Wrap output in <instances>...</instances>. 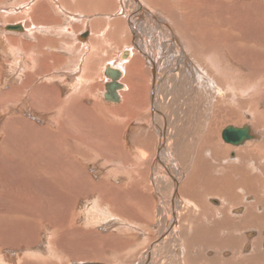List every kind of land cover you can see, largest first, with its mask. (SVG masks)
I'll return each mask as SVG.
<instances>
[{"label":"bare ground","instance_id":"6f19581e","mask_svg":"<svg viewBox=\"0 0 264 264\" xmlns=\"http://www.w3.org/2000/svg\"><path fill=\"white\" fill-rule=\"evenodd\" d=\"M42 1L43 0L35 1L39 4L40 8L36 12H34L36 10H34V6L37 5H33L31 9L28 8L29 11H27V9L18 14V16H23L24 14L26 20L24 19L25 17L17 16L14 18L16 21L23 22L18 23V25H11V23H17L16 21L9 22L10 25L8 26H19L21 29L20 31L12 30L13 33L7 32L11 34L9 35L12 37L11 39L8 38L9 36L4 32V25H0V51L4 56L11 58L10 62L6 63V65L12 70L13 75H16V78L6 79L8 85L10 84L8 89H0V115H6L7 117L4 118L5 123L12 122L13 126V128L9 127L11 130H9L8 133L5 131L3 132L6 125L0 127V132L2 131L5 133L0 143V166H2L1 164L4 162V171L3 173L0 172V224L4 225L6 223L4 221L6 220L14 221L19 219L20 221H28V218H30V220L35 219L37 220L35 222L39 223L42 218H40V216H43L42 214L40 215L41 210H43L46 204L50 203V201H46L49 197L52 198L50 205L59 204L58 206H61L64 200H67L68 203L75 204L81 199L95 196V192H97L96 189L98 188L99 191L101 187L105 189V193L102 191L100 192L105 194L106 202L113 203V196H117L118 194H113L112 196L111 193L113 191L119 192L117 190H120L121 192L123 190L122 187L125 179L121 173L126 169L124 166L131 161L132 164L130 167L132 166L134 168L136 165L142 167L141 164H144L145 161L143 162V160L146 156V152L141 150L139 151L138 159L136 158L135 160L132 158L130 153L135 150L131 146L132 143L130 144L131 139L127 138V142L125 143L124 134L119 135V131L122 129L124 130L125 122H123V120L125 119H123L122 116L128 115L131 119L133 118L134 121H137L138 118H140V111L142 110L143 112L144 108H146L145 103L147 102L146 121L148 124L150 123V125L152 123V128H155L159 135V137L157 135L155 145H153L154 147H151L150 152L152 156L151 160H149V165L158 173L157 176H155L156 173L154 172L153 176L155 179L159 176L162 183H164V181L166 182V180L169 181L164 183V186L162 185L163 187L159 189L163 195L169 193V197L167 201V210L160 207L161 210L166 212H164L165 216L161 210H159V219H162L161 222H159L163 224L159 229L160 236L158 240L152 243V250L144 252L143 262L138 264H152L151 260L154 258V255L158 256V254H160L157 249H161L162 253H167L171 248V241H175L176 244L178 243L177 245L184 243V235L182 237L183 239H180V235L183 233L182 225L189 223L192 217L201 218L198 214L201 206L204 205L202 203L204 201V196L208 192L221 201V205L219 204V206L212 207L211 209V211L215 213V219H220L219 215H221L222 218L228 215L229 209L227 211V207H224L228 204L230 195L235 196V201L229 202L231 203L229 207L235 204L237 206L243 205L244 210L239 216L233 215V223L236 222V228L234 229L240 228V231H242L251 228L253 230H258V234L254 237L251 231L248 232L245 236L248 239L251 237L254 238L251 240L250 244H247V241H245L246 237H242L241 234L224 233L220 238L227 239L231 238V236L233 238L230 242L227 241L229 246L226 245L221 249L224 253H228L226 249H230L231 254H227L225 258L222 254L217 252L211 258L207 259L204 257L205 259H200L203 261L202 264H252L254 262H263L264 264V179L261 182L263 186L260 187H262L263 190L261 189L262 192L260 195V192L254 190L255 179H258L259 175H255L252 170V168H255L254 164L258 162L259 153H264V109L261 113L257 112L258 107L260 105L263 106L264 102L262 104L260 103L261 101L253 102L254 106L250 109L251 111H246L244 113L248 117L257 112L256 115L262 118L255 128L250 124L244 123L240 126H232L233 128H242L244 125L247 126L250 136L249 139L244 140L241 144L236 146L224 142L235 148L234 151L232 150L234 154H230V148H224V150L220 149L221 144L219 145L218 139L220 131H218V129L213 131L212 129V132H210L211 130L208 129V126L205 130L203 129L204 131H194L195 134L192 136L190 135L191 140H188L189 142H185L184 140L183 142L180 139L183 133L188 130V125L190 126V123L184 122L181 116L183 115V117H186V115L189 114L187 117L189 118L190 115H193L195 121L196 119L200 121L199 116L204 112L205 107L201 110L200 104L203 106L205 103L202 99L200 100L198 98L200 95H197L202 88L201 86H203L204 89H211L216 97H219V101L225 91V88H220V92L219 83L225 82L227 89H230V86L231 89H239V84L243 82H236L238 78H235V81L232 75L227 74L226 69L223 67L220 58L222 57L224 48L230 51L233 63L239 65L243 63L244 68L248 71H253V64L256 62L250 54L254 51L264 53V40L260 39L264 37V20L260 19L261 16L264 18V5H260L258 11H256L259 4H254L251 1L239 4L241 5L240 10H236L235 4L238 0H211L210 2L209 0H164L169 10L164 9L165 11H162V9H160L162 7H159V11H157L147 3L148 1L128 0L127 2L132 3L131 8L133 12L130 15L127 14L125 18L126 28H124L125 25L122 24V31H126L128 35V47H124L120 50L113 56L114 58H108L107 61L104 60L103 65L99 69V72H101L103 76L107 66L120 72L118 83L122 85V89L117 92L119 101L110 103L104 99L105 84L110 81L105 76L104 80H99L102 81V84L100 83L101 91L99 90L100 93L97 94V98L94 94L95 96L91 101L85 100L92 95L91 87L88 86V83H91V80L97 75V73L94 75L95 67L92 68V58H95L96 53L105 52V46H109L108 43L110 42L106 43L104 38L107 34L105 27L102 31L99 30L101 31V33L98 32L99 34H95L94 30L101 19L99 13L107 8L108 0H84L87 5V14H80L82 17H76L74 15L71 17L73 21L77 19L81 20L80 23H82L81 25L84 27L83 30L87 32L85 36H82L85 40H80L79 32L74 35L70 27H68L70 30L64 26L61 28L57 27L56 25L58 24L56 22L58 21L56 17L54 18L48 14L49 9L46 12L42 8V5L47 8L46 6L49 3L52 10L56 14H59L57 12L62 10L61 8L62 5H65V0H44L47 5L41 3ZM66 1L74 3L80 0ZM211 2H213L214 5H211ZM20 6L21 9H23L24 6L28 7L26 3ZM226 6L231 9L229 8L230 10L223 14L222 11L227 9ZM183 7H186L188 11L187 17L189 19L193 18L194 22L188 27H186L187 23H181V30L178 29L177 25L174 23L173 15L176 14L177 11L182 12L181 10ZM52 10L49 11V13L52 12ZM241 10L243 11L242 15L240 14ZM119 12L121 13L122 10L119 9ZM14 13L17 14V11H14ZM109 16L110 17L105 18L106 21H112V19H110V14ZM94 18H97V20ZM41 21L44 23L42 24ZM179 21L176 20V22ZM114 22L112 26L114 27L115 25L116 27L117 23L114 24ZM189 27H191L192 30H189ZM51 32L65 36L66 38L68 37V39L63 37L62 40H60L59 47L60 50L64 48L62 51H67L71 56L70 58L67 57V59L62 57V55H55L50 59L49 56H45L42 50L46 43L44 44L41 34H49ZM112 33H114V31ZM160 34H162L164 38L161 40L163 45L159 50L160 54L157 55L154 53L155 51L153 49L154 46H159L161 42L155 45L152 39H156V35ZM6 35L8 37H6ZM48 40L50 39L47 38L46 42ZM197 40H199L201 46L204 45L210 49L209 54L200 55L196 54L195 50H191L193 47L190 48V43H194ZM76 49L82 52L78 54ZM161 51L163 52L162 54ZM170 51L174 53L172 54ZM245 53H248V55L243 56ZM43 56L46 57V59L41 61ZM252 61L254 62L252 63ZM41 62V68H38L37 66ZM50 63L52 65H50ZM20 64L25 67L24 70L21 69L23 71L17 70ZM36 68L37 70H35ZM144 73L147 75L146 82H148L147 98H145L144 92L142 93L140 85L142 84ZM66 78L70 79L71 83L68 84V81H66L64 85H62L67 89L63 97L58 93L59 86L56 87L53 83L59 81L62 83ZM45 79L48 81H45ZM83 80L84 85L82 86L81 82ZM86 82L87 85L85 84ZM256 83L258 84V86H256L257 94L260 95V93H264V77L258 80V78L256 79L252 74L248 76L246 85L242 83L240 89H243V92L251 90ZM180 84H184L188 87L192 97V99H190L194 107L196 106L190 113L188 111L186 112V110L180 106L182 103L185 105L184 97H186L185 92L181 93V91H177L176 93V89H179L177 87L180 86ZM85 85L87 89H90V94L86 95L85 101L82 102L84 107L91 113L97 110L101 112V116H103L104 119L108 118V121L111 122L110 128L115 129V134L109 133V130L105 134H98L97 126L100 125L97 124L95 126L92 124L98 121L95 122L94 120V122H90L92 119H88V121L84 120L82 124H80L81 121H76L74 115H76L77 106H80L76 104L75 97L79 93L78 91V93H76V90L84 89L83 87H85ZM193 87L197 88V92L199 90L197 94ZM54 92L56 93L53 94ZM142 98H144L143 106L140 103ZM86 103L88 104L87 106ZM79 112L81 114V111ZM169 113H172L174 117L171 118ZM224 113L226 112L222 109L219 119L225 118L226 115L227 117L232 115V112L226 113L225 115ZM140 119L142 120V118ZM178 120L185 126L184 128L180 126L181 124H178ZM143 122L145 121L138 122V126H136L142 128L143 126L141 125ZM211 124H213L212 121ZM198 125L197 123V127ZM110 128L108 127V129ZM179 128L180 131H178ZM225 128H223L222 131ZM257 128L262 132L255 133L256 131L254 132V130ZM9 139L11 140L9 141ZM134 139L135 143L139 144V146L145 145L144 141L140 138L135 136ZM14 140H18L21 147L17 148L12 146V143L15 144ZM175 143L178 146V151L173 150V144ZM127 145L130 149L125 151L124 149ZM165 152H169L171 156ZM164 153L167 155V158L171 160L169 161L172 164L171 166L166 163L167 159ZM220 153L222 154L219 156ZM30 155L32 157H39V160H33L34 158L29 157ZM42 156H44V158ZM251 159L254 160V164L250 163ZM31 160L34 161V163L31 162ZM214 167H219L220 169L219 174L216 176L211 172ZM90 168L91 170L89 173ZM11 169L17 172V180L15 177L6 175L10 174L9 170ZM229 173L230 175L234 174L236 179H232L233 177L229 179ZM175 174L178 175V178L174 176ZM110 180L114 181L116 184H113ZM74 185H76V187ZM150 188L151 186L149 189ZM42 194L44 197H39V195L43 196ZM162 194H160V198L164 197ZM248 195H252L253 197L251 201L249 200V202L246 203L245 200H248ZM134 200L140 202V198L137 194ZM180 201L185 211L182 210L184 213L179 217L177 205ZM234 212H236V209ZM203 217L204 215H202V218ZM202 218L201 220H203ZM180 223H182L181 226ZM207 224L205 226H207ZM59 225H61V223ZM135 228L137 227H134V229ZM185 229L187 230L186 226ZM109 237L110 236L106 238ZM31 243L33 244V242ZM191 245L188 247H191ZM248 245L251 246L250 249ZM204 248L207 247L204 246ZM211 249L214 250L215 248ZM192 254L187 255L186 260L184 258L185 262L180 257V264H197L198 259L192 258ZM82 264L108 263L85 262Z\"/></svg>","mask_w":264,"mask_h":264},{"label":"rangeland","instance_id":"374dc122","mask_svg":"<svg viewBox=\"0 0 264 264\" xmlns=\"http://www.w3.org/2000/svg\"><path fill=\"white\" fill-rule=\"evenodd\" d=\"M35 1L36 0H0V25H2V26L4 25L5 27H7L8 25H10L9 22L16 21L14 18H16L18 16V14H20L24 10H27L28 8L31 9V7L33 5H37V6H34L35 7L34 10L36 9L34 12H36L40 8H39V4L36 3ZM127 1L128 0H123V1L122 0H108L107 8H105L103 10L101 9L102 11H101V13H99L101 19H100V22L97 23V27H95L96 29H94V30H95V34L96 33L99 34V33H101L102 29L105 27L107 34H106V37H104V38L106 40V43L110 41L108 43L109 46H105V52L96 53L95 58H92V68L95 67L94 68V70H95L94 75H96V73H97V75H96V77H94V79L91 80V83H88V86L91 87V91H92L91 94L93 96L90 95V98L87 97V99H85L86 98L85 96L90 94V91H89L90 89L89 88L87 89V87H86L87 82L85 83L86 88L83 87L84 89H79L81 92L79 90H76V93L79 92L75 97L76 98V104L80 105V106H77L78 108H76V109L81 111V114L79 111L76 110V115H74L76 117L75 119H76V121H81L80 124H82L84 122V120L88 121V119H92V121L90 120V122H94V120H95V122L98 121L95 124L92 123L95 126L97 124H99L101 126V127L97 126L98 134H102V133L105 134L108 130H109V133L115 134V129L110 128L111 122L108 121V118L104 119V117L101 116V112L96 110V111H93L91 113L86 107H84V104L82 102L85 100L91 101V99L95 95L97 98V94L100 93V91H101L100 86L102 84V81H99V80L105 79L104 76L102 75V73L99 72V69L103 65V61L104 60L107 61L108 58H114L113 56H115L120 50H122L124 47H128V43H127V42H129V39L127 38L128 35L126 34L127 33L126 31H122V24L123 25L126 24L125 18L127 17V14L130 15L133 11L131 8L132 3H129ZM145 1H148L147 3L151 7L155 8L157 11H159V7H162V8H160V9H162V11L169 10L168 7H166V3L164 0H145ZM210 1L211 0H209V2ZM247 1H251L254 4H259L256 8V11H258V8L260 5H264V0H238V1H236L235 9L240 10L241 5H239V4L247 2ZM64 2H65L64 3L65 5H62V8H61L63 11L60 10L59 12H57L59 14H56L52 10V7H50V4L48 2H47L48 5L46 4V2L44 0L41 2L44 5L46 4L47 8H45L42 4L41 5H42V8L46 12L49 9L48 10L49 15L53 16L54 18L56 17V19L58 21V22H56L58 24V25H56L57 27H59V28H61L63 26L67 27V28L70 27L71 32L74 35H76L79 32L80 40H85V38L82 36H85L87 32H85L86 30L85 31L83 30L84 27H83V25H81L82 23H80L81 20L77 19V20L73 21L71 19V17L73 15L76 17L77 16L82 17L80 14L86 15L87 14L86 2H84V0H80L78 2L76 1L74 3L72 2L73 4L70 1H66V0ZM25 3L28 5V7L24 6L23 9H21L20 5H23ZM210 4L214 5L213 2H211ZM163 6H164V8H163ZM226 7H227V9L222 11L223 14L228 12L231 9L228 6H226ZM50 8H51L52 12L49 13V11H51ZM119 9L122 10L121 13L119 12ZM14 11H17V14L14 13ZM27 11H29V9ZM181 11L182 12L177 11V13H176L177 15L176 14L173 15L174 23L177 25L178 29L182 28V26H181L182 24L187 23L189 25L186 24V27H188L191 25L192 22H194L193 18L189 19L187 17L188 11H187L186 7H183ZM115 12H117V13H115ZM166 12H168V11H166ZM122 13H124V14H122ZM242 13H243V11L241 10L240 14L242 15ZM109 14L111 15L110 19H112V21L111 20H109V21L105 20L106 17H110ZM67 15H68V17H67ZM112 16H113V18H112ZM18 17H25L24 19L26 20V16L24 14H23V16L21 15ZM94 19L97 20V18H94ZM113 19L115 22L113 21ZM178 19L181 21H179ZM260 19L264 20V18L262 16L260 17ZM176 20L179 22H176ZM257 20H258V18H257ZM16 22L17 23H15V22L11 23V25H18V23H21L23 21H16ZM113 22H114V24L117 23L116 27L118 29L115 27V25H114V27L112 26ZM43 23L44 22H42V24ZM119 24H121V25H119ZM263 24H264V22H263ZM49 25H52V24H49ZM98 25H99V27H98ZM100 25H101V27H100ZM112 27H113V29H112ZM124 28H126V25L124 26ZM110 29L113 30L114 33H112L113 31H111ZM188 29L192 30L191 27H189ZM99 30H101V31H99ZM50 31H52V30H50ZM4 32L7 33V32H12V31L5 30V28H4ZM15 34H16V32H15ZM7 35L9 36L11 34L7 33ZM7 35H6V37H8ZM156 36H157V38L152 39V41L154 42L155 45H158V42H161L159 45L160 47L154 46V49H153L155 51L154 53H156L158 55V54H160L159 50H160L161 46L163 45L161 40L164 38V36L162 34L156 35ZM63 37L66 38L65 36L57 35L53 32H51L49 34H47V33L41 34V38H42L44 44L46 43L45 47L42 50L43 53L45 54V56H49L50 59H52L55 55H60V56L62 55V57H64V58H67V57L70 58L71 57L67 51L66 52L62 51V49L64 50V48H62L60 50L59 44L61 42L60 40H62ZM8 38L11 39L12 37L9 36ZM47 38H49L50 40H48L46 42ZM66 39H68V37ZM260 39L264 40V37H262ZM190 45H191L190 48L193 47V48H191V50L192 49L195 50L196 54H200V55L209 54L210 49L204 45L201 46V44H199V40H197L194 43H190ZM76 52L79 54L82 51L76 49ZM162 53L163 52L161 51V54ZM170 53L173 54L174 52L170 51ZM245 55H248V53L247 54L245 53L243 56H245ZM251 55L255 59V62H256L253 64L254 68H253L252 72L248 71L246 68H244L243 63H242V65L233 63L230 51L226 48H224V51L222 52V57L220 58V60H222L221 61L222 65L226 69L227 74L232 75V77L234 79L238 78L239 81H238V79H237V81L235 79L236 82L240 83L243 81L242 82L243 85L244 84L246 85V82H248V76H250L251 74L256 79L258 78V80L259 79L261 80V78L264 77V67H263L264 66V53H261L260 51H256V52L254 51L253 53L250 54V56ZM10 59H11L10 57L4 56L3 53L0 51V85H1L0 89H2V90H6L10 87V84L8 85V81H7L8 78H16V75L14 76L12 73V70H10L8 68V66L6 65V63L10 62ZM45 59H46V57L43 56V58H41V61H44ZM253 62L254 61H252V63ZM41 65H42V62L37 67L41 68ZM50 65H52V64L50 63ZM239 66H240V68H239ZM21 69L24 70L25 67L20 64V66H18L17 70L20 71ZM23 70H21V71H23ZM35 70H37V68ZM146 78H147V75L144 73L142 84H140L142 93L144 92V94H145V98H147V93H148V89H147V87H148L147 83L148 82H146L147 81ZM216 80L221 81L219 79H216ZM45 81H48V80L45 79ZM66 81H68L67 82L68 84L71 83V80L68 78L64 79L62 81V83L60 81L53 83L54 86H56V87L59 86L58 87V93H60L63 97H64L67 89L65 87H63L62 85H64V83ZM83 82H84V80L81 82L82 86L84 85ZM242 83L239 84L240 85L239 89L242 87ZM146 84H147V86H146ZM256 86H258L257 83L253 86V89L246 90L245 92H243V89H240V90L234 89V88L231 89V86H230L231 90L229 88L227 89L225 82H221V83H219V90L221 92V89L225 88V91L222 94V98H220L219 101H218L219 97H216L215 93H213V91H211V89H209V88L204 89V87L201 86L202 88L200 89V92L198 90V92H199L198 93L197 88L193 87L196 94L198 93L197 95H200L198 98L200 100L202 99V101L207 105L203 104V106H202V104H200L201 110H202V108L205 107L203 114H200L201 116H199L200 121H198V119H196V121H195V117H193V115H190L189 118H187L189 114L186 115V117H183V115L181 116V118H183L184 122H187L188 124L190 123V126L188 125V127H189L188 130L185 129L186 133L184 132L182 137L180 138L181 141L184 140L185 142H189L191 140L190 135L192 136L195 134L194 131L197 132V130L198 131H201L203 129L205 130L206 127L208 126L209 127L208 129L211 130L210 132H212V129H213V131L215 129H218V131H220L219 136H218L219 145L221 144L220 149L224 150V148H230V154H234L233 151L235 150V148L225 144L221 140L222 139L221 138V131L223 128H225L228 125L240 126L243 123L244 124H250L252 127L255 128L256 125L259 123V121L262 120V118L256 114H257V112L261 113L263 111L264 105L263 106L260 105L258 107V111L255 114H251L252 116L247 117L244 114L246 111H251L250 109L252 108V106H254L253 102H260L261 101L260 102L261 104L264 102V93H260V95L257 94L258 92L256 91V89H257ZM3 87H5V88H3ZM177 88H179V89H176V93H177V91H181V93H183V92L186 93V97H184L185 105H184V103H182L180 106L182 108H184L186 110V112L188 111L190 113L192 111V109H195L196 106L194 107V105L191 101L192 97H191V94L189 93L188 87H186L184 84H180V86H178ZM59 89H60V91H59ZM226 89H227V91H226ZM55 93L56 92H54L53 94H55ZM80 94H82V95H80ZM141 100L142 101L140 103L143 106L144 105V102H143L144 98H142ZM221 100H223V101H221ZM238 102H239V104H238ZM87 105L88 104L86 103V106ZM145 105L147 108V102L145 103ZM146 108H144L143 112H142V110L140 111V118H142V120L140 118H138L137 121H134V119L133 118L131 119V117L128 115L122 116V118L125 119V120H123V122H125L124 123V130L123 129H122L123 131L121 130L122 133H121V131H119V133H120L119 135L124 134L125 143L127 142L126 141L127 138L131 139L130 144L132 143L131 146L135 150L134 152L130 153L132 155V158H134L135 160H136V158L138 159L139 151H141V150H144V152H146L145 153L146 156L143 160V162L145 161L144 164H141L142 167H140L138 165H136L134 168L132 166L130 167V165L132 164L131 161L130 162L128 161L129 163H127L124 166L126 169L124 172L122 171V173H121V175L124 176L123 178L125 179L124 183H123V187H122L123 190L121 192H120V190H117L119 192L113 191L111 193L112 196H113V194L119 195V196L118 195L113 196L114 202L113 203L106 202L105 194L102 193V192L105 193V189L101 187V188H99V191H98V188L96 189L97 192H95V194H96L95 196L87 197L84 199L80 198L81 200H79L75 204L74 203H72V204L68 203L67 200H64L62 202L63 205H61L63 208L61 206H58L59 204H51L50 205L52 198L49 197V199H47L46 201H50V203L45 205L47 208L44 206L43 210H41L40 215L42 214L43 216H40V218L41 217L42 218L40 219L39 223L35 222V221H37L35 219L30 220V218L27 219L28 221H20L19 219L14 220V221L13 220L4 221V222H6L4 224L5 226L0 224V264H82L85 262H91V263L98 262V263H108V264H138V263L143 262L142 260L144 257V252L147 250H152V247H151L152 243L154 241L158 240V238L160 236L159 229L163 224L160 223L162 219L161 220L159 219V210H161L162 207H163L162 209L167 210V205H168L167 201H168V197H169L168 196L169 193L163 195L159 191V189L164 186V183L169 182V181L166 180V182L164 181V183H162L159 179V176L156 177V179H155L153 176L154 172L156 173L155 176H157L158 173L155 170H153V167L151 165H149V163H150L149 160H151V156H152V153L150 152L151 147H154L153 145H155V142H156L155 140H156L158 134H157V130L155 128H152V126H153L152 123L150 125V123L148 124V122L146 121L147 120L146 119V116H147V114H146L147 109ZM246 108H247V110H246ZM222 109L225 110L226 113L232 112L231 113L232 115L228 116V117L226 115L225 118L219 119L220 111ZM185 110H184V112H185ZM169 112H170V110H169ZM226 113H224V115ZM263 113H264V111H263ZM169 114H170L171 118L174 117L172 115V113H169ZM0 116H1L0 122H2L5 117H7L6 115H0ZM204 116H205V118H204ZM207 116H208V118H207ZM176 117H178V116H176ZM212 118H213V120H212ZM215 120H216V122H215ZM142 121H145L147 123L143 122V124L141 125L144 128L143 127L138 128L137 127L138 122H142ZM179 121L180 120H178V124H181ZM211 121L213 124H211ZM197 123L199 124L198 125L199 128L197 127ZM0 124H1L0 127L5 126V125L7 126V128L5 126L3 132L5 131L8 133L9 130H11L9 127L13 128L12 122L5 123V120H4ZM205 124H206V126H205ZM128 125H130V126H128ZM180 126L182 127L183 124H181ZM108 127L110 129H108ZM184 127L185 126H183V128ZM139 129H141V130H139ZM189 130H191V131L193 130V131L191 132ZM178 131H180V128ZM3 132L2 131L0 132V143L2 142L4 134H5ZM254 132L258 133V132H262V131L258 130V128H257L254 130ZM137 135H141V136H137ZM135 136L140 138L142 141H144L145 145L139 146V144H136L135 139H134ZM158 137H159V135H158ZM10 140L11 139H9V141ZM12 142H13V139H12ZM11 145L15 146L17 148L21 147V144L18 142V140L15 141V144L12 143ZM177 148H178L177 144L176 143L173 144V150L178 151L179 149H177ZM129 149H130V147L128 148V145H127V146H125L124 150L127 151ZM170 151H171V149H170ZM169 152H165V153H168V155H170ZM221 154L222 153H220L219 156ZM224 155L226 156L225 153H224ZM29 157L34 158L33 160H35V161L39 160V157H36V156L32 157L30 155ZM42 157L44 158V156H42ZM173 157H174V153H173ZM258 158H257L258 162L256 164H254L253 159L250 160V163L254 164V166H255V168H252L254 174L259 175L258 179H255V183L253 182L254 187H255L254 190L257 192H260V195H261L263 188L260 186H263V185H261V182L264 179V177H263L264 176V174H263V172H264V153H262V152L259 153ZM166 159L168 160V161L166 160V163L171 166L172 164H171V162H169L171 160H169V158H167V155H166ZM31 162L34 163V161H32V160H31ZM1 165L2 166H0V172L3 173L4 162ZM150 167H151V169H150ZM90 170H91V168L89 169V173H90ZM9 171H10V174H6V175H10L12 177H15L17 180L18 179V176L16 175L17 172H14L12 169ZM211 172H213L212 174L213 175L215 174V176H216L219 174L220 169H219V167H214L211 170ZM228 175H229L228 176L229 179L232 177H233L232 179H236L234 174H231L232 175L231 176L229 173ZM145 176L147 179L145 178ZM163 176L165 177L164 174H163ZM174 176L176 178H178L177 174H175ZM128 178H129V180H128ZM94 181H96V180H94ZM158 181H160V182H158ZM110 182H112L113 184H116V183H114V181L110 180ZM74 186L76 187V185H74ZM148 186L149 187L151 186V188L149 189ZM151 189L153 190V192ZM100 191H102V192H100ZM136 194L139 196L140 202H136V200H134V197L136 196ZM160 194H162V196H164V197L160 198ZM39 197L43 198L44 195L43 196L39 195ZM252 197H253L252 195H248V197H247L248 200L247 199L245 200L246 203H248L249 200L251 201ZM165 200H166V202H165ZM219 200L220 199H218L217 197L211 195L210 192L206 193L204 196V201L202 202L204 205L201 206L200 212L198 214V216L201 218H202V215H204V217L202 218L203 220H201V218H196V217L193 218L192 217V219L189 223L183 224L182 225L183 233L180 235V239L184 235V239L182 238L184 243H181L182 245L181 244L177 245L178 243L176 244L175 241H171L172 242V245L170 244L171 245L170 246L171 251L169 250L167 253H165V252L162 253L161 249H157L160 252V254H158V256L154 255V258L151 260L152 264L153 263L154 264H159V263L160 264H165V263L166 264L167 263L168 264H177V262H178V264H180V261H181L180 257L184 261V258L186 260L187 255L192 254V253H193L192 258H194L196 260L198 259L199 264L203 263V261H201V260H203L205 258H207V259L211 258L217 252L222 254V256L226 258L227 254H229V255L231 254L230 249H226V252L228 251V253H224L222 251V249L226 245L229 244L228 242H230L233 237L231 236V238H227V239L224 238L225 239L224 240L223 238H220L221 235H224V233H226V234L227 233L228 234L238 233V234H241L242 237H246L245 235L251 231V233L253 234L254 237L257 236L258 230H253L251 228H248L246 230L244 229V230L240 231V228H238L236 230L234 229V228H236V226H235L236 222L233 223L234 220L232 217L239 216L244 210L243 205L237 206L235 204L232 207H229V205L231 204L229 202L235 201V196L230 195L229 202L224 207V208L227 207L226 208L227 211L229 209L228 215L224 216L223 218L221 217V215H219L220 219L219 218L215 219V213H213L211 211V209H212V207L219 206V204L221 205V201H219ZM177 206H178L177 211H178L179 217H180L181 214L184 213V212H182V210H184V209H183V205H182L181 201L178 203ZM68 207H70V208H68ZM105 208H106V210H105ZM230 208H231V210H230ZM235 209H236V212H234ZM54 211H56V212H54ZM94 211H96V212H94ZM161 212L165 216L166 212L163 210H161ZM206 212H208V213H206ZM65 214L68 216H66ZM63 217H64L65 221L63 220ZM59 218H61V219H59ZM57 219H59V220H57ZM55 220H57V221H55ZM195 220H197V221H195ZM120 221H121V223H120ZM163 221H164V219H163ZM123 222H124V224H123ZM136 222H137V224H136ZM60 223H61V225H59ZM181 224L182 223H180V226H181ZM206 224H207V226H205ZM194 225H196V226H194ZM185 226L187 227V230L185 229ZM134 227H137V228H135L136 230L134 229ZM231 228H232V230H231ZM234 230H235V232H234ZM244 232H245V234H244ZM263 233H264V230H263ZM108 236H110V237L106 238ZM208 237H209V239H208ZM254 237H251L249 239L246 237L245 241H247V244H250L251 240H253ZM219 238L221 239V242H220ZM29 240H30V242H29ZM199 240H201V241H199ZM31 242H33V244ZM191 243H192V245H191ZM212 243H213V245H212ZM6 244H8V245H6ZM190 245H191V247H188ZM8 246H9V248H8ZM173 246H174V248H173ZM176 246H178V247H176ZM179 246H181V247H179ZM204 246L207 248H204ZM248 246L250 249L251 246L250 245H248ZM211 248H213V249L215 248V249L212 250ZM220 249H221V251H220ZM254 263L255 264H263V262L262 263L261 262L260 263L254 262ZM254 263H252V264H254Z\"/></svg>","mask_w":264,"mask_h":264},{"label":"water","instance_id":"95a60500","mask_svg":"<svg viewBox=\"0 0 264 264\" xmlns=\"http://www.w3.org/2000/svg\"><path fill=\"white\" fill-rule=\"evenodd\" d=\"M5 29L8 31L21 30L19 26H7ZM104 76L110 80L105 84L104 99L110 103H115L119 101L117 92L122 89V85L118 83L120 72L115 71L114 69L107 66L104 71ZM221 138L225 143L234 146L239 145L244 140L250 138L249 128L245 125L242 128H233L232 126H227L222 131Z\"/></svg>","mask_w":264,"mask_h":264},{"label":"crops","instance_id":"0c3cea01","mask_svg":"<svg viewBox=\"0 0 264 264\" xmlns=\"http://www.w3.org/2000/svg\"><path fill=\"white\" fill-rule=\"evenodd\" d=\"M4 28H5V26H4Z\"/></svg>","mask_w":264,"mask_h":264}]
</instances>
